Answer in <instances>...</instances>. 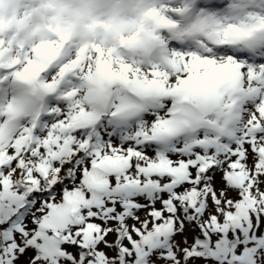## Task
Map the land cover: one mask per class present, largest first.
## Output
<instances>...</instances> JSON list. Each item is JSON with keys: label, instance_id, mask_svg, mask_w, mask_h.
I'll use <instances>...</instances> for the list:
<instances>
[{"label": "snow or ice", "instance_id": "1", "mask_svg": "<svg viewBox=\"0 0 264 264\" xmlns=\"http://www.w3.org/2000/svg\"><path fill=\"white\" fill-rule=\"evenodd\" d=\"M0 264H264V0H0Z\"/></svg>", "mask_w": 264, "mask_h": 264}]
</instances>
